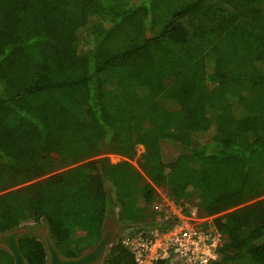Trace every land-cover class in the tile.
<instances>
[{"label": "trees", "instance_id": "1", "mask_svg": "<svg viewBox=\"0 0 264 264\" xmlns=\"http://www.w3.org/2000/svg\"><path fill=\"white\" fill-rule=\"evenodd\" d=\"M156 187L212 218L213 264H264V0H0V234L75 258L153 226ZM97 264L135 263L120 236Z\"/></svg>", "mask_w": 264, "mask_h": 264}, {"label": "built area", "instance_id": "2", "mask_svg": "<svg viewBox=\"0 0 264 264\" xmlns=\"http://www.w3.org/2000/svg\"><path fill=\"white\" fill-rule=\"evenodd\" d=\"M162 219L147 228H134L121 235V243L133 255L135 264H207L218 260L219 233L199 227L196 215L184 206L165 201ZM186 206V205H185ZM208 221V220H206ZM208 223V222H207ZM210 226V224L208 225ZM214 229V228H213Z\"/></svg>", "mask_w": 264, "mask_h": 264}, {"label": "water", "instance_id": "3", "mask_svg": "<svg viewBox=\"0 0 264 264\" xmlns=\"http://www.w3.org/2000/svg\"><path fill=\"white\" fill-rule=\"evenodd\" d=\"M121 229L117 227L114 220L110 218L105 224V231L97 244L90 250L75 258H63L51 241L46 229L36 228L34 236L40 238L47 252V264H97L99 263L107 248L112 242L121 236ZM29 233L28 229H16L5 234H0V248L5 249L13 259V264H27L25 258L19 251L18 239ZM179 264V263H175Z\"/></svg>", "mask_w": 264, "mask_h": 264}, {"label": "rangeland", "instance_id": "4", "mask_svg": "<svg viewBox=\"0 0 264 264\" xmlns=\"http://www.w3.org/2000/svg\"><path fill=\"white\" fill-rule=\"evenodd\" d=\"M142 149H140V150H138L137 151V157L133 160V161H130L131 162V164L134 166V167H137V163H136V161H137V159L139 158V155L142 153ZM105 157H107L108 158V160H109V162L110 163H112V164H117V163H120V162H122V161H125L126 159L125 158H123V157H120V156H116V155H106ZM155 190H156V193H157V195H158V198H157V200L155 201V204H154V210H155V207L157 206V204H161L162 206V209L164 210V207H166V202L165 201H170L169 200V198L166 196V192L163 190V189H161V188H155ZM171 202V201H170ZM185 207V209L187 208V209H189L188 210V212H186V214L188 215V213L189 214H195L196 216L194 217V218H196V219H198L197 220V224L199 225V227H203V228H207L208 230H211V231H214V229H213V227L211 226V217H201V216H199L198 215V213H197V209L195 208V211L193 210V208H190L191 206L189 205H186V206H184ZM163 210H162V212H159V211H157V210H155L156 212H158V213H163ZM162 215L161 216H159V215H157L156 216V222H155V224H158V222L162 219ZM206 220H208V221H206ZM208 222V223H207ZM154 224V225H155ZM210 224V226H208ZM117 227H120V226H118V225H116ZM132 229H134V228H132ZM132 229H129V230H132ZM129 230H122L121 232L123 233V234H125V232H129ZM174 260V262H178L179 263V260L178 259H173ZM216 262V261H215ZM215 262H209V263H207V264H213V263H215Z\"/></svg>", "mask_w": 264, "mask_h": 264}, {"label": "clouds", "instance_id": "5", "mask_svg": "<svg viewBox=\"0 0 264 264\" xmlns=\"http://www.w3.org/2000/svg\"><path fill=\"white\" fill-rule=\"evenodd\" d=\"M123 233L121 232V235H122Z\"/></svg>", "mask_w": 264, "mask_h": 264}, {"label": "crops", "instance_id": "6", "mask_svg": "<svg viewBox=\"0 0 264 264\" xmlns=\"http://www.w3.org/2000/svg\"><path fill=\"white\" fill-rule=\"evenodd\" d=\"M116 225V224H115Z\"/></svg>", "mask_w": 264, "mask_h": 264}]
</instances>
